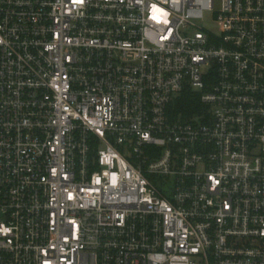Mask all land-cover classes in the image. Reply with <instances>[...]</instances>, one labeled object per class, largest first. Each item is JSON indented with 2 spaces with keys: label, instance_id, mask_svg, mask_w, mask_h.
Returning <instances> with one entry per match:
<instances>
[{
  "label": "built area",
  "instance_id": "built-area-1",
  "mask_svg": "<svg viewBox=\"0 0 264 264\" xmlns=\"http://www.w3.org/2000/svg\"><path fill=\"white\" fill-rule=\"evenodd\" d=\"M0 264H264V0H0Z\"/></svg>",
  "mask_w": 264,
  "mask_h": 264
},
{
  "label": "trees",
  "instance_id": "trees-1",
  "mask_svg": "<svg viewBox=\"0 0 264 264\" xmlns=\"http://www.w3.org/2000/svg\"><path fill=\"white\" fill-rule=\"evenodd\" d=\"M172 115L182 119L192 117L202 111V105L196 94L185 91L170 106Z\"/></svg>",
  "mask_w": 264,
  "mask_h": 264
},
{
  "label": "rangeland",
  "instance_id": "rangeland-1",
  "mask_svg": "<svg viewBox=\"0 0 264 264\" xmlns=\"http://www.w3.org/2000/svg\"><path fill=\"white\" fill-rule=\"evenodd\" d=\"M203 28H205L206 30L212 31V33L214 35L219 36L220 35V28L219 25L212 19H207L204 24H203Z\"/></svg>",
  "mask_w": 264,
  "mask_h": 264
}]
</instances>
